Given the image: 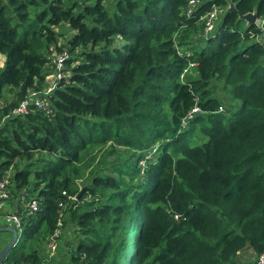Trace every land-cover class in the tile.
I'll list each match as a JSON object with an SVG mask.
<instances>
[{
    "label": "trees",
    "instance_id": "1",
    "mask_svg": "<svg viewBox=\"0 0 264 264\" xmlns=\"http://www.w3.org/2000/svg\"><path fill=\"white\" fill-rule=\"evenodd\" d=\"M190 1L0 0V174L11 171L14 198L26 189L40 203L5 263L236 264L264 252V49L240 18L264 20V0H203L191 16ZM214 7L227 10L207 39ZM61 54L53 113L8 117L49 85ZM59 221L76 239L66 253L59 236L63 262L47 255Z\"/></svg>",
    "mask_w": 264,
    "mask_h": 264
},
{
    "label": "built area",
    "instance_id": "2",
    "mask_svg": "<svg viewBox=\"0 0 264 264\" xmlns=\"http://www.w3.org/2000/svg\"><path fill=\"white\" fill-rule=\"evenodd\" d=\"M202 4L203 0H191L188 15L191 16L192 13L202 6ZM221 12L222 11L219 7H214L212 11L208 12L202 18L205 24V35L207 39L213 36ZM255 23L256 24L254 25L256 28L260 30V33L255 36V41L264 49V20L257 18ZM66 60V54H61L56 60L58 69L54 74L58 78L56 83L49 81V85L42 91L32 90L31 93L20 103V105L12 110L8 117L27 114L30 112L31 106L42 109L48 114L53 113L50 96L57 89L59 81L66 78V76H64V62ZM198 111H200V109L197 106L190 112L189 117ZM0 175V228H2V230H4V228H15L21 236L24 230V214L32 215L37 213L40 210V203H38L35 197H30V194L26 189H24L21 193H18V198H14L16 189L12 183L11 171L1 173ZM28 196L30 199H28ZM58 226L60 229H58V231L51 236L47 245L48 251L52 253L58 249V243L56 244V240L58 242L59 232H61V228L63 226L61 221H59ZM3 264L9 263H5L4 261ZM254 264H264V252L257 257Z\"/></svg>",
    "mask_w": 264,
    "mask_h": 264
},
{
    "label": "rangeland",
    "instance_id": "3",
    "mask_svg": "<svg viewBox=\"0 0 264 264\" xmlns=\"http://www.w3.org/2000/svg\"><path fill=\"white\" fill-rule=\"evenodd\" d=\"M232 8H233V6L231 5L230 6V8L229 9H231L232 10ZM221 9V15H220V18L218 19V22H220L221 21V19L223 18V16H224V14H225V12H226V10H227V8H220ZM218 22H217V25H218ZM257 23V22H256ZM256 23H254V24H256ZM253 24V25H254ZM217 25H216V27H217ZM3 61H4V57L3 56H0V65L1 66H3ZM192 67H190V68H187V74H185L184 76H186V77H184V80H187V78H188V76H190V75H193V72H192V69H191ZM64 76H66L67 77V74H65L64 73ZM57 77H56V75H53V76H50L49 78H48V80L49 81H51V82H57ZM10 93H12L11 92V90H9V92L7 91L6 92V99H11L12 97H13V94H10ZM214 93L215 94H217L218 96H220L221 98H224L225 100H227L226 99V92H225V90H223V84L222 83H217L216 84V86L214 87ZM3 101V100H2ZM235 104V106L234 107H231V106H229L230 108H231V114L232 113H235L239 108H240V106H241V104L238 102H235L234 103ZM200 134L201 133H199V131L198 132H196V135L194 136L196 139H195V142L197 141L199 144H202V142H203V140L201 141V139L199 138L200 137ZM204 139V141H206L207 139L206 138H203ZM148 158H152V159H154L155 158V156H153V154H150L149 155V157ZM144 163L145 162H141L140 164L142 165H144ZM80 183H81V180H80ZM74 199H76V200H78L79 198H74ZM179 218V217H178ZM62 225H63V223H62ZM73 230H74V227L72 226V224H69V225H67L66 227H65V231L67 232L66 234L65 233H62V232H59V236H62V238H63V240H64V250L65 251H67L66 253H68L69 251H71L74 247H75V245H73V246H66V239H65V236L67 237V239L72 243H74V242H76V239H75V235L73 234ZM9 238V235H8V233H5V232H3V231H0V242H1V244L2 243H5L4 241H5V239H8ZM51 238V237H50ZM23 242H24V235H23V233L21 234V237H20V241H19V246H21L22 244H23ZM49 242V241H48ZM58 243V249L54 252V253H52V252H49L48 251V249H47V255H48V257H49V260H51V258L53 259V258H61L60 259V262H63L64 260H62L63 259V256H62V254H64V251H62V252H60V254L61 255H59V251L61 250V248L62 247H60L59 246V242H57V240H56V244ZM6 244V243H5ZM4 244V245H5ZM48 245V244H47ZM2 251V250H1ZM250 253H251V255H254L255 256V253L252 251V250H250L249 251ZM49 262H51V261H49ZM243 264H246V260H243ZM252 263V262H251ZM255 263V262H254ZM238 264H242L241 262H239ZM250 264V263H249Z\"/></svg>",
    "mask_w": 264,
    "mask_h": 264
},
{
    "label": "water",
    "instance_id": "4",
    "mask_svg": "<svg viewBox=\"0 0 264 264\" xmlns=\"http://www.w3.org/2000/svg\"><path fill=\"white\" fill-rule=\"evenodd\" d=\"M231 11L239 13L235 7H233ZM240 18L245 20L249 24H254L258 16L255 13H249L247 15L240 14ZM4 230L11 234V239L9 240L7 245L3 248V250L0 252V264L4 263L6 256L11 251V249L20 241V237H21L15 228H4ZM0 231H2V228H0Z\"/></svg>",
    "mask_w": 264,
    "mask_h": 264
},
{
    "label": "crops",
    "instance_id": "5",
    "mask_svg": "<svg viewBox=\"0 0 264 264\" xmlns=\"http://www.w3.org/2000/svg\"><path fill=\"white\" fill-rule=\"evenodd\" d=\"M249 251L250 250L240 253L237 257L236 264H238L239 262H241L243 264L244 263L243 260L247 261L246 264H249V263L254 264V262H256V260H257L258 254H256L254 252L255 253V256H254V255H251V253Z\"/></svg>",
    "mask_w": 264,
    "mask_h": 264
}]
</instances>
